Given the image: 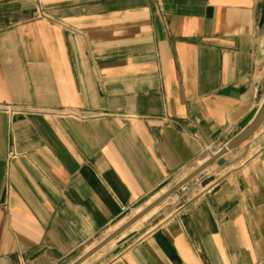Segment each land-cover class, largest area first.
<instances>
[{"label":"crops","instance_id":"crops-1","mask_svg":"<svg viewBox=\"0 0 264 264\" xmlns=\"http://www.w3.org/2000/svg\"><path fill=\"white\" fill-rule=\"evenodd\" d=\"M264 0H0V264H71L246 129ZM80 264H264V118Z\"/></svg>","mask_w":264,"mask_h":264},{"label":"water","instance_id":"water-1","mask_svg":"<svg viewBox=\"0 0 264 264\" xmlns=\"http://www.w3.org/2000/svg\"><path fill=\"white\" fill-rule=\"evenodd\" d=\"M261 108L262 109L260 110V112L257 114V116L253 119L251 124L246 129H244L243 131L238 133L234 138H232V140L227 142V144L225 146L221 147V149H219L217 152L212 154L208 159H206L205 162H203L202 164H200L199 166H197L196 168L191 170V173L189 175H187L186 177H184L183 179L178 181L175 185H173L171 188H169L168 190L163 192L160 196H158L154 200L150 201L146 205V207L142 208L141 210H139L138 212L133 214L131 216V218H129V220H127L126 222H124L123 224L118 226L114 231L110 232L106 237L102 238L101 241H99L94 246H92L91 248L86 250V253H84L83 255L79 256L75 260H73L71 262V264H80L83 261H85L86 258H88L92 254L97 252L101 248V246L105 245L109 241H111L114 238H116V236L119 233H121L122 231H124L125 229L130 227L132 223L136 222L137 220H139V218L143 217L148 211H150L151 209H153L154 207L159 205L161 203V201H163L167 197H169V196L173 195L174 193H176V191L180 188L181 185L187 183L193 176H195L196 174L201 172V170L206 168L207 165L211 164L212 162L217 160L219 157H221L222 153L226 152L229 149H232V148L236 147V145H238L239 143L244 141L261 124V121L264 118V104H263V106Z\"/></svg>","mask_w":264,"mask_h":264},{"label":"built area","instance_id":"built-area-1","mask_svg":"<svg viewBox=\"0 0 264 264\" xmlns=\"http://www.w3.org/2000/svg\"><path fill=\"white\" fill-rule=\"evenodd\" d=\"M179 189L182 191H187L189 189L188 183L181 185Z\"/></svg>","mask_w":264,"mask_h":264}]
</instances>
